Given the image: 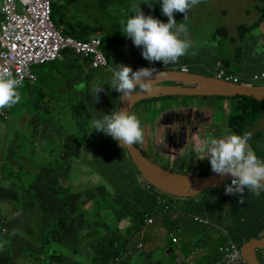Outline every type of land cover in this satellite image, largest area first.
Here are the masks:
<instances>
[{"label":"rangeland","instance_id":"obj_1","mask_svg":"<svg viewBox=\"0 0 264 264\" xmlns=\"http://www.w3.org/2000/svg\"><path fill=\"white\" fill-rule=\"evenodd\" d=\"M132 1L133 0H115V5L119 6L125 14H128L130 13ZM142 1L146 2V0ZM150 1L151 0H148V2ZM57 3L59 6H62V3L65 4L61 9L64 15L68 16L72 13L80 17L83 23L79 24L77 22L76 24L80 25L77 26V28L81 26L87 27L88 25H90L84 23V21L93 22L95 15L102 10V6L99 0H83L77 6H74V9L70 12V14L67 13L66 9L68 6L67 0H58ZM261 5L262 2L260 0H230L224 2L219 0H200L199 4L190 9L188 17L185 21L190 28V38H192V42L194 44L193 50L190 52L189 56L190 58H192V62L194 63L195 73L201 72V74H208L214 71L217 67L218 59H231L230 72L239 77L251 75L255 71L264 69V25L263 27H261V23L259 28L254 29L250 33L246 34L244 40L239 37L237 30V26L239 24L244 23L250 25L260 17L261 12L259 8H257V6ZM61 11L57 9L55 3L54 19L56 21L64 20L68 23H71V19L63 17ZM107 12H109V9H107ZM2 19L3 14L0 9V23ZM180 22L184 23L183 16L181 17ZM219 27L226 28L228 36L234 37L235 39L230 40L229 38L225 37H214L213 32ZM59 29L61 28L59 27ZM222 35H224V32ZM101 36L103 37V35ZM210 46L214 47L211 48ZM235 47H238V55L236 60L233 58ZM57 62L59 66L60 62ZM61 69L64 70V67H54L48 65L38 66L36 68L39 76L42 72H44L43 75L45 76L49 75V73L57 74ZM93 76L94 78L91 77L88 81V86L90 89H92L94 85H96V83H100L97 78H111L112 74H106L103 70H96ZM251 82L254 84H259V87H264V80ZM165 85L170 86V84L168 83H166ZM199 85L200 84L196 82H182L181 85L177 86L197 88L199 87ZM23 88L26 89L24 90ZM78 88V84L71 83L69 80L63 81L62 89H67L69 91L75 92ZM42 89L45 88L40 77L33 82L26 81L19 89L22 101L21 106L17 107L13 111L9 108L0 110V150H3L5 148L9 150V148L14 147L19 148L16 152H14V154L17 153V155H20V159L24 161L23 164L29 165V168L27 170L19 169L18 174L22 178H24V180H29V184H32L33 182L34 176L37 173V166L47 165L49 163H53L54 161L56 162L57 159H59L60 161L63 159V155L62 153H60L57 155L55 160V155L58 153L57 148L59 146L56 140H48L47 138L37 140L35 137L31 139L29 135L25 133L30 130L33 131L32 126L35 123V117L33 116L39 115L33 102L40 96ZM66 97L67 96H65L64 99H66ZM163 98H169V96H165ZM173 98H175V100L168 107L169 109L164 112V116L171 114L180 124L186 123V119L182 116L183 110L188 108V110L186 111L187 113H191L193 108L197 111L203 110L202 119L207 120L208 127L205 126L203 128V135L200 125L194 127L193 134L196 143L205 140L209 136L220 138L226 134L235 133L232 131V129L225 127V124H223V121L227 116H225L222 110H228V108L231 107V104L234 102L232 98L224 99L219 97V95L208 96L207 98L203 96L173 95ZM109 100L110 98L108 96L104 98L103 102L101 103V108H96L95 110L97 112H101L103 108L109 106ZM43 104H47L48 106L50 105V103L47 102H44ZM61 104L62 105L60 106L56 105L55 108H67L66 102H62ZM15 106L18 105L16 104ZM214 108L215 112L219 113V120L214 121L216 124L212 122V120L214 119ZM232 109L233 108H231V110ZM117 110L118 108H116V111ZM22 112H24V118H26L23 122H21V120L17 118L18 115ZM197 119L200 120V117H198ZM247 120L248 119H245L244 121ZM251 120L252 118L249 121ZM56 121L58 122L59 126L68 125L69 123L67 118L63 115L57 118ZM144 123L147 124V121H144L141 124ZM252 123L255 124V127H264V120L261 121V119L257 117L253 118ZM22 124L24 125L23 127ZM213 125L218 128L213 129ZM254 126L251 127L250 130H248V132H251V134ZM162 127V124L158 126L157 134H159L160 128ZM186 131H190L189 126L186 128ZM235 134L240 133L237 132ZM25 138H28V140H26ZM192 141V135L188 134L186 137L185 135H181L180 141L178 142L175 140L174 134H171L170 145L166 148H162L156 142L151 129H147L146 133L144 134L143 143L137 144H139L144 149V151L150 158L154 159L157 155L160 159L161 166L170 169L172 172H185L184 174H189V172L193 170L191 167H193L194 172H198V174L200 175H210V162L207 159L201 160L198 158V156L203 155V153L199 150V145L195 142L193 143ZM248 144L251 150L254 151V153L257 155V157L261 160H264V134L256 135L254 133L253 135H251ZM185 145H191V152L189 154H187L188 148H183L184 154L181 153V149ZM93 152V146L87 145L83 147L82 155L75 164L76 170H69L67 167L60 169V176L63 185H66V177L68 179H71L69 185L72 187V189H76L79 187H81V189H84L87 186H91L95 183L101 182V178L97 175V173H88V171L92 169L85 164H81L85 160L93 161V159L95 158ZM5 157L6 154L0 152V166L3 165L4 161L6 160ZM148 180L149 179L144 177L142 174L139 175V181L143 187L148 186ZM154 190L160 196L161 201L164 198L172 197V193L165 190L157 188ZM22 191V199L20 200H28L29 196L32 195V191L26 190L25 188H22ZM263 192L264 191H262L260 195L255 196L258 198H262ZM32 197H35V194L32 195ZM198 198L199 196L196 197V199ZM116 199L117 203H112V201L109 200H100L97 204L103 203L104 206H102V208L108 210H111L112 205L113 210H115L118 215H126L132 212L134 206L118 197ZM90 203L91 202L86 205L87 208L80 210L78 209L81 220L84 221L79 233L80 238L84 235V232H86V230H88L89 232L87 236H90L91 234H94L96 236L98 224L104 227L110 226L109 217H106L103 214V211H100V209L88 207ZM1 207H3V209ZM12 208L13 207L10 201L0 200V217L6 216ZM76 212L77 210L72 211V213ZM143 213L147 212L145 211ZM195 214L210 219L209 224L199 223L194 220V248L195 244L201 247V250L196 251L194 254L195 261L198 264H206L203 259L202 253L204 252L205 248H208V257L209 261L211 262L210 264H215L216 259H218L220 256V253L218 251L219 239L214 233H211V231L214 230V224L217 225V227L215 228L219 229L221 232H223V234L226 232V230L220 227V223L216 219L215 212L196 210L194 211V215ZM154 218V222L148 225L143 232L135 234L129 240V252L125 257V261L127 264H146L148 260H161L163 264H181L176 263L175 259L177 256L183 257V255L177 248V245L170 242V237L176 236V234H178L182 237L184 244L189 239V237L186 236L184 231H174L172 228L168 227L166 224H164L163 219L160 216ZM1 220L5 221L4 219L0 218V243H2V245H0V264H17L14 261L16 256L15 251H3L5 249L6 242H8L9 239L3 231L4 227ZM189 220L193 222V215L189 217ZM261 221L264 220L262 219ZM124 224L125 222L122 221L120 223V227L126 225ZM155 224L159 229L157 232L153 229V225ZM89 225H93L95 226V228L93 230H90L88 229ZM262 234H264V229L262 230ZM244 242L245 241L240 240L236 241V244L238 246H241ZM139 243H142L144 247H139ZM169 247H173L175 250L172 253L167 254L166 251ZM148 254H150V257H148ZM53 258H55V256H53ZM53 258L50 261V264H53ZM26 264L37 263L34 260H30ZM74 264H87V262L82 257H75Z\"/></svg>","mask_w":264,"mask_h":264},{"label":"trees","instance_id":"obj_2","mask_svg":"<svg viewBox=\"0 0 264 264\" xmlns=\"http://www.w3.org/2000/svg\"><path fill=\"white\" fill-rule=\"evenodd\" d=\"M260 1L262 2V5L259 6L261 12L260 18H258V20L252 25H242L239 28L238 35L242 39H244L246 34L254 28L259 27L264 21V0ZM130 14L132 13H128L127 16ZM182 16L183 14L174 16L178 24L181 23L180 20ZM99 17L100 12L95 15V18L93 19L94 24L88 25L87 27L81 26L77 28V26L80 25L68 23L64 20H59L57 23L66 33L75 35L82 39H89L93 35L97 34H106V36L103 35V49L108 57V65L106 67L91 70L90 64L93 61L92 58L77 57L71 51L66 52L65 57L58 60L60 62L59 66L57 61L41 66L50 65L54 67H64V70H60L62 83L59 88L56 89L55 97L58 100L59 106L62 105V102H66L67 108H75L74 120L70 121L69 125L73 126L72 132L76 137L78 146L82 148L84 144L85 145L83 147L91 145L95 150V158L93 161L85 160L81 164H85L90 167L93 172L99 174L104 179L103 186H105L107 192L118 196V198L123 199L127 203L134 206L132 212L126 215H118L115 212L116 215L122 217H115L114 220H112L113 216H110V226L104 227L101 225L103 231L95 239L94 234L88 236V239L85 240L84 243L88 244L90 241L94 240L91 242V255L89 256L87 264H126L124 257L129 250V240L145 225L144 220L146 214L154 217L161 216L163 222L166 224L169 222V218L164 208L159 206L158 193L154 190L156 188L159 189V187L150 181H148L149 187H143L141 185L139 181V175L141 172L134 165L131 157L129 156L128 150L126 148H122L110 135H106L103 132H92L89 134V132L92 131V120L102 118L104 114H110L111 111L118 108L121 96L115 89H111L108 84H104V91L99 93V101H94L92 98L93 88H89L88 81L91 77L94 78L93 74L96 70H103L106 74H112L110 69L118 68L117 66H114L115 64L120 61L128 60L123 54V52L127 51L128 48L124 45L120 46L118 43L119 40H122V42L124 41L126 44V39L122 38L118 26L116 24H105L103 20L99 19ZM65 22L67 25L62 27V23ZM183 22L187 26L186 38L189 39L191 36L190 28L185 20H183ZM223 32L224 35H222ZM213 35L214 37H225L230 40L235 39L234 37L228 36L227 29L224 27H219L214 30ZM191 43L192 47L190 49H193L194 44L192 41ZM130 48L135 54L142 55V49L137 48L134 44L130 43ZM189 54L190 52L188 51L186 55L179 58L176 64H169L166 68L162 62L150 63L146 61L144 62L143 67H154L158 70H181L183 67H186L194 72V63L192 62V58H190ZM237 55L238 54L233 57L235 60ZM140 63L141 61L138 60L137 64ZM230 65L231 59H218L215 70L205 75L213 76L219 70H224L226 73L232 74L230 72ZM136 69L137 68H134L133 71ZM254 73L256 72H253L252 74ZM198 74H201V72ZM251 75L241 77L240 82L244 84L252 83L250 78ZM50 76L54 79L56 74L51 73ZM97 79L100 83H110L111 81V78L108 77H104L103 79L100 77ZM64 80H69L71 83L78 84L79 88L75 92L62 89ZM97 84L98 83H96V85ZM252 85L259 86V84L254 83H252ZM47 96L48 94L45 90H42L40 96L34 100L33 104L36 105L41 102H46ZM65 96H67L66 99H64ZM107 96L110 98L109 106L103 108L101 112H97L95 109L101 108V103ZM165 96H169V98H163ZM50 97L53 98V95H50ZM203 97L207 98L208 96ZM219 97L224 99L232 98L234 100L230 107L233 108L230 115V124L235 133L238 132L243 134L248 132V130L255 125L252 123V120L255 117L261 119V121L264 120V100H258L253 96L239 94ZM171 99H174L171 94H157L143 98L132 105L130 112L136 115L141 123L147 121V124H141L144 134L147 129H151L152 134L154 135L155 127L152 122L155 121V117L159 115L161 108H164ZM20 106L21 105L11 107V110L13 111ZM141 106L150 108L149 117L144 118L143 108ZM251 118L252 120L249 121ZM245 119L248 120L244 121ZM67 130L68 125L61 126L62 132H66ZM253 130L252 135L255 133ZM169 139L170 132L164 130L159 139V145L164 148L169 142ZM136 145L140 146L139 144ZM98 147H100V150ZM146 156L148 157V155ZM154 159H156V156ZM71 164L75 167L76 162L72 161ZM69 167H71V165L67 168L69 169ZM59 177H61L60 174ZM11 184L16 185L15 181H12ZM59 190L65 200L64 212L62 214H56L52 223L49 225H44L41 222V217L43 215L42 203L36 196L32 197L33 205H28L26 201L22 200H13L7 197L2 198V200L10 201L16 210H22L24 213L32 217L33 225L37 229L36 237L32 239L36 244L43 246V251L40 255H32L33 260L37 264H50L53 256H55L53 259L58 264H69V261L71 260V257L68 256V254H64L61 250L58 249L57 251L54 248L57 237L61 235L73 217V213L70 208V196L68 189L59 187ZM245 194L247 195L245 201L243 203H239L237 206L243 207L244 211H247V222L241 223L236 234L230 235L227 231L225 237L219 238V243L225 241L226 236L235 242L240 240L248 241L250 238L255 236L260 223L258 224L256 218L251 215V210L255 207V205L262 204L264 202V192L262 193V198H258L255 194L250 192H246ZM198 196L199 198L196 199ZM218 196L221 197V189L216 187L206 190L203 189L197 194L189 196V198H181L172 195L171 199L175 198L176 200L190 201V204L181 206L180 210L184 213H193L194 210L209 211L218 209L223 211V204L217 200ZM166 208L168 207L166 206ZM145 211L147 213H143ZM129 215L131 216L129 217L131 220L129 226L120 228L119 224L122 219ZM94 228L95 226L89 225L88 229L93 230ZM219 231V229H215L212 230L211 233L217 235ZM88 233V230H86L87 235ZM170 241L172 242L171 237ZM71 252H78V246L74 247ZM221 258L222 256L220 255L216 260H220Z\"/></svg>","mask_w":264,"mask_h":264},{"label":"crops","instance_id":"obj_3","mask_svg":"<svg viewBox=\"0 0 264 264\" xmlns=\"http://www.w3.org/2000/svg\"><path fill=\"white\" fill-rule=\"evenodd\" d=\"M82 1L83 0H67V4H68L66 8L67 13L70 14V12L73 11L74 6L75 5L77 6ZM99 1L102 6L99 19L103 20L105 24H116L120 30L122 38L126 39V44L124 43V41L122 42V40H119L118 43L120 46L124 45L125 47L128 48L127 51L123 52L124 56L128 60L120 61L114 66L119 67L120 66L119 64H124V65L131 66L132 69L143 67L144 62L145 61L149 62V61L144 59L142 55L135 54L131 50L130 43L133 44L132 40L130 38H127L121 31L120 21L126 20L127 14H125L124 11L119 6L115 5V0H99ZM219 1L224 2V1H230V0H219ZM57 2L58 0H56V7L58 10L61 11L62 6H64L65 4L62 3V6H59ZM150 2L152 4V7H149V2H145L142 0H133L132 5L140 4V7L143 10L145 15H152L155 18H158L159 20L163 22H167L168 18L165 15H163L161 11L162 0H151ZM1 5L2 3L0 2V6ZM257 8H259V6H257ZM107 9H109V12H107ZM61 13L63 17L70 18L72 24H76L77 22L79 24L83 23L80 17L76 14L71 13L70 15H73V16H70V15L66 16L64 15L62 11ZM180 14H183V13L176 12L174 13V16H178ZM84 23L90 24V25L94 24L92 21L91 22L84 21ZM66 25H67L66 22L62 23V27H65ZM242 25H247V24H244V23L239 24L237 26L238 31H239L240 26ZM263 25H264V21L262 22L261 27H263ZM257 28H254V29H257ZM103 35L106 36V34H103ZM189 39L193 41L192 38L189 37ZM210 47L213 48L214 46H210ZM234 49L235 51L233 52V55L238 54L237 52L238 47H235ZM192 50L193 49H189L188 51L191 52ZM263 52H264V48H263ZM138 60L141 61L140 64H137ZM43 74L44 72H42L40 76L38 75V78L40 77L43 82L45 89H42V90H45V92L48 94V96L46 97V102L50 103V105L49 106L47 104L44 105L43 104L44 102L34 105L39 115L34 114L35 116H33L35 117V123L32 126L33 131L30 130L25 133L28 134L31 139L35 137L37 140H41L43 138H47L48 140H56L59 146L57 148L58 153L55 155V160H56L57 155L60 153H62L63 159L61 161L57 159L56 162L54 161L53 163H49L47 165L37 166L36 167L37 173L34 176L32 184H29V180H24V178H22L18 174L19 169L27 170L29 168V165L23 164L24 161L20 159V155H17V153L14 154V152H16L17 149L19 148L14 147V148H9V150L6 148L3 150H0V152H2L3 154H6V157H5L6 160L4 161L3 165L0 166V175H1L0 176V200H2V198L4 197L11 198L13 200L22 199V195H21L23 193L22 188L32 191V195L35 194V196L38 199H40L42 203L43 215L41 217V222L44 225H49L50 223H52L56 214H62L64 212L65 200L61 194V191L59 190V187L63 189L67 188L69 191V196H70L71 211L77 210V212L73 213L72 220L67 225V227L64 229V231L61 233V235L57 237L54 248L57 251L58 249L61 250L64 254H68V256L71 257L69 264H74L75 257H82L86 260V262H88L89 256L91 255V242L100 233H102L103 228L101 227L100 224H98L97 234L94 237V239L90 241L88 244L84 243L85 240L88 239V236L86 232H84V235L81 238L79 237V233L81 231L84 221L81 220V216L79 214L78 209L80 210V209L87 208L86 205L89 202H91L88 207H91L94 209H100V211H103V214L106 217L113 216L112 220H114L115 217H122V216H118L115 214V210H113V206L111 205V210H108V209L102 208V206H104L103 203H100V204H97V203L100 200H109V201H112V203H117L116 198L118 196L106 191L105 186H103L104 179L99 174L97 175L101 178V182L95 183L94 185H91V186H87L84 189H81V187L79 188L75 187L76 189H72V187L69 185L71 179H68L67 177H66V185L62 184V179L61 177H59V174L61 173L60 169L66 168L69 165H71V167H69V170H76V168L71 164V162L78 161V159L81 157L82 148L85 144L82 146V148L78 146V143L76 142V137L74 133L72 132L73 126L69 125L70 121L74 120V114H75L74 109L75 108H55V106L58 105V100L55 97V91L57 88H59V86L62 83V79L60 77L61 72L59 74H56V77L54 79L51 78L50 76L51 73H49V75L47 76ZM165 84L166 82L159 83V85H165ZM177 85H179L177 84V81H172L170 83V86H177ZM23 89L25 90L26 88H23ZM50 95H53V98H51ZM21 103L22 101L20 100V102L17 103V105H21ZM9 109H12V108H9ZM19 109H22V108H19ZM114 111H116V109ZM62 115L65 116L67 120L69 121L68 130L66 132L61 131V126H59L58 122L56 121L57 118L61 117ZM17 118L20 119L21 122H23L24 119H26L24 118V112L19 114ZM157 119H158V116L155 117V120ZM159 125L160 124L158 123L157 126ZM23 126L24 125L22 124V127ZM92 132L98 133L94 131L93 128H92V131L89 132V134H91ZM25 139L28 140V138H25ZM192 140H193L192 142L194 143L195 142L194 134L192 135ZM193 143H192V146H193ZM196 144L199 145V143H196ZM184 147L188 148L187 154H189L191 152V145L183 146L181 149L182 154H184L183 153ZM98 148L100 150V147ZM93 153H95V150ZM148 158L151 161L154 160L153 161L154 163L161 166L160 163H157V161L160 162V159L157 155H156L157 161H155L156 159H152L149 156ZM89 172L94 173L92 170H89L88 173ZM197 175H200V174H197ZM12 181H15L16 185L11 184ZM226 184L228 183H225L222 186L218 187L221 189V197L218 196L217 200L223 204V211L218 210V209L209 210V211L215 212L216 219L220 223L219 224L220 227L228 231L230 235H233L238 232L239 230L238 228L241 225V223L247 222V218H246L247 211H244L243 207L237 206L240 203V194H236V195L225 194ZM246 192L247 190L245 191V193ZM245 193L243 194L244 201L247 197ZM32 195L29 196L28 200H26L28 205H33ZM176 204L178 207H181L182 205L190 204V201L178 200ZM1 208L3 209V207ZM251 215H253L256 218L258 224L260 223L258 225V229H257L255 236L252 237V238H257L259 231H260V227H261V222H262L261 220L262 219L264 220V202L262 204L255 205V207L252 208L251 210ZM129 217L131 216L129 215L122 219V221L125 222L126 224V225L124 224L125 226H122V227H127L130 224L131 220ZM0 218L5 220V221L1 220V222L5 229L4 232L9 239V241L6 242V246L3 251L5 252L15 251L16 256H15L14 261L17 264H26L30 260H33L32 255L38 256L41 254V252L43 251V246L36 244L32 239L36 237L37 229L34 227L32 217L30 215L24 213L23 211H18L13 207L6 216H2ZM169 219H170L169 224L173 228H180L181 230H186V233L189 236L192 234L194 235V228L189 229L191 225L189 216L182 215L173 208V212L169 214ZM119 227H120V224H119ZM153 229L156 232L159 230L156 224L153 225ZM14 230H15V234H13ZM219 234L220 233H218L217 235ZM262 237L264 236H260L259 238H262ZM192 240L193 239H188L185 244L183 243V240H180V242L176 244L177 248L181 251L183 257L188 256L193 251L194 244ZM0 245H2V243H0ZM76 246H78V252L72 253L71 250H73V248ZM169 250H171V248L167 249V251ZM208 251H209L208 248L204 249V252L209 254ZM148 257H150V254H148ZM177 257L175 261L176 263H179L177 262ZM203 259L205 262L209 261L208 256H203ZM147 263L148 264H163L161 260H156V261L148 260ZM53 264H58V263L54 260ZM181 264H192V263L189 261H185L184 263H181Z\"/></svg>","mask_w":264,"mask_h":264},{"label":"clouds","instance_id":"obj_4","mask_svg":"<svg viewBox=\"0 0 264 264\" xmlns=\"http://www.w3.org/2000/svg\"><path fill=\"white\" fill-rule=\"evenodd\" d=\"M199 3L200 0H162L161 11L168 18L167 22H163L152 15H145L140 4H133L130 9L132 14L128 15L126 20L120 21L121 31L127 38L132 40L134 46L142 48L141 54L144 59L150 63L162 62L166 68L169 64L177 63L179 58L186 55L192 47L191 41L186 38V24H178L174 18V13H183V20H186L190 9ZM149 7H152L151 2H149ZM119 65L118 68L110 69L112 72L110 83L94 85L92 89L94 101H99V93L104 91V84H108L111 89H115L120 93L122 99L130 100L138 92V88L150 92L153 78L166 75L165 71L154 67H140L133 71L129 65ZM22 86L21 79L16 78L6 69H0V110L11 108L20 102L19 89ZM92 128L96 132L110 135L122 148L127 147L130 149L137 143H143L144 133L140 120L136 115L124 109L119 108L118 111H111L110 114H104L102 118L94 119ZM251 135L250 132H245L242 135L230 133L220 138L209 136L199 142V150L203 155L198 156V158L201 160L207 159L210 162L212 172L221 176L232 177L231 180L225 182L228 183L225 186V194H240V203L244 201L243 194L246 190L257 196L264 191V160L258 158L251 150L248 144ZM177 201L175 198H170L169 203L166 205H159L164 208L168 218L174 208L182 215L189 217L193 215V222L191 221L189 229L194 228V220L204 224L210 223V219L207 217L194 215V212H182L181 207L176 204ZM166 225L174 231L181 230L180 228H173L169 222ZM215 227H217L216 224H214V230L217 229ZM181 231H184L189 239H193L194 244V235L189 236L186 230ZM219 233V235H216L218 239L225 237L227 231L224 234L221 231ZM13 234H15V230ZM175 237L179 241L177 243L170 241L173 244H178L180 240H183L178 234ZM195 247L201 250V247L196 244ZM239 247L242 248V245ZM169 248L175 250L173 247ZM205 263L210 264L211 262Z\"/></svg>","mask_w":264,"mask_h":264},{"label":"built area","instance_id":"obj_5","mask_svg":"<svg viewBox=\"0 0 264 264\" xmlns=\"http://www.w3.org/2000/svg\"><path fill=\"white\" fill-rule=\"evenodd\" d=\"M0 2L3 14L0 23V69L10 71L13 76L21 79L22 83L33 82L38 78L36 66L58 61L64 58L68 51L77 57L92 58L91 70L108 65V57L103 49L104 41L101 35L82 39L66 33L58 25L54 19L56 0H0ZM182 70L187 71L188 69L183 67ZM215 76L234 83H241V77L228 74L224 70H219ZM250 78L252 81L263 80L264 70L252 74ZM158 200L159 205H166L170 198H164L161 201L158 195ZM144 221L145 225L137 233L143 232L148 225L153 223L154 217L146 214ZM178 241L179 239L173 236L172 242L177 243ZM138 246L144 247L142 243ZM196 251H199V248L195 247L194 251L186 257H177V262L189 261L192 264H198L194 257ZM218 251L222 258L215 264L245 262L241 248L228 236L224 242L219 244ZM166 252L172 253L173 249ZM202 254L209 256L206 252Z\"/></svg>","mask_w":264,"mask_h":264},{"label":"water","instance_id":"obj_6","mask_svg":"<svg viewBox=\"0 0 264 264\" xmlns=\"http://www.w3.org/2000/svg\"><path fill=\"white\" fill-rule=\"evenodd\" d=\"M166 72L165 76L153 78L151 83V91L138 92L129 100L120 97L119 108L130 112L131 107L137 101L157 95H187V96H228V95H246L253 96L258 100H264V87L254 86L250 83H234L224 79L217 78L215 75L209 76L193 72H184L182 70H162ZM163 81H179V82H196L197 88H189L185 86H166L159 85ZM117 110V111H118ZM134 165L145 176L148 181L155 184L159 189L172 193L177 197H189L197 194L203 189H210L222 186L232 177L221 176L216 173L210 175H193L180 172H172L151 161L138 145L132 146L130 149L125 147ZM206 175V174H205ZM258 248H264V237L251 238L242 245V254L245 262L232 264H261L257 258L256 251Z\"/></svg>","mask_w":264,"mask_h":264},{"label":"flooded vegetation","instance_id":"obj_7","mask_svg":"<svg viewBox=\"0 0 264 264\" xmlns=\"http://www.w3.org/2000/svg\"><path fill=\"white\" fill-rule=\"evenodd\" d=\"M162 71V70H161ZM184 72H192L190 69H188L187 71H184ZM194 73V72H193ZM163 82H166L168 84H170L172 81H163ZM177 84L181 85L182 82H179L177 81ZM175 100L174 99H171L169 100L168 104L164 107V108H161V111L158 115V119L153 121V125H154V138L156 140V142L159 144V139L162 135V132L165 130V131H168L170 132V139H169V142L167 143V145L164 147H168L171 143V134H174V137H175V140L176 141H180V137L181 135H185V137L189 134V135H193V129L194 127H196L197 125H200L201 126V130H202V135L204 134L203 132V128L206 126L208 127V122L207 120H203L202 119V113H203V110L201 111H197V110H194V108L192 109L191 113H187L186 111L188 110L185 109L182 111V116L186 119V123L185 124H180L177 122L176 118L171 115V114H168L166 116H164V112L166 110H168L169 106L171 105V103ZM143 108V113H144V118L146 117H149V111H150V108H145L144 106H141ZM209 110V108H208ZM223 113L225 114L226 119H224L223 121V124H225L224 126L225 127H228L230 129H232V126L230 124V115H231V108H228V110H222ZM213 116H214V119L212 120V122L214 124H216L214 121L215 120H219L218 116H219V113L218 112H215V108L213 110ZM198 114V115H196ZM198 117H200V120L197 119ZM162 124L163 127L160 128V131H159V134H157V129H158V126L157 124ZM190 127V131H186V128L187 127ZM213 129H216L218 127L214 126L212 127ZM233 130V129H232ZM256 135L258 134H264V127H255L254 126V130ZM141 147V146H140ZM185 148V147H184ZM142 151L146 154V152L144 151V149L141 147ZM147 155V154H146ZM157 160V159H156ZM154 161V160H153ZM198 161V160H197ZM167 162V161H166ZM157 163H160L159 161H157ZM194 164V163H193ZM165 168V167H164ZM193 170L189 172V174H193V175H197L198 172H194V168L191 167ZM167 169V168H166ZM170 170V169H169ZM182 173H185V172H182ZM264 229V221L261 222V227H260V231H259V234L257 237H260V236H264V234H262V230ZM257 258L258 260L260 261V263L262 262V264H264V248H258L257 251Z\"/></svg>","mask_w":264,"mask_h":264}]
</instances>
